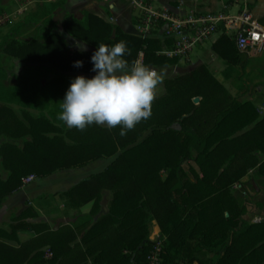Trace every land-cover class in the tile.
I'll use <instances>...</instances> for the list:
<instances>
[{"label": "trees", "instance_id": "1", "mask_svg": "<svg viewBox=\"0 0 264 264\" xmlns=\"http://www.w3.org/2000/svg\"><path fill=\"white\" fill-rule=\"evenodd\" d=\"M57 6L43 1L32 18L4 35L0 50L24 62L44 64L58 75L93 73L91 56L99 44L112 46L121 40L131 50V55L124 57L129 65L135 62L139 51L143 52L146 64L167 66L178 62L177 58L159 53L163 45L160 39L126 32L89 10H82L80 17L66 14L61 30L93 49H72L60 31L43 25L40 28L44 31L38 35L25 40L16 38L19 30L33 19L50 22ZM3 9L0 0V11ZM212 50L224 62L225 80H230L240 93L246 92L248 85L242 77L249 59L237 67L241 54L233 39L221 31ZM76 61H81L82 66L75 67ZM261 76L264 82V67ZM163 83L165 93L154 100L151 117L123 136L120 127L108 129L93 124L80 131L59 126L43 115H26L25 122L12 108L0 104V136L21 140L20 144L12 140L0 142V163L5 172L0 171V203L20 187L28 174L44 177L56 170L112 158L102 171L84 177L62 192L74 207L91 202L93 213L99 205L101 190H112L109 211L96 219L78 242L70 247L76 235L68 225L51 229L42 222L22 221L30 210L27 207L14 218L8 235L29 229L35 236L17 248L0 242V264H62V257L70 251L74 264H85L87 258L91 264H147L153 220L163 235L164 263L186 259L211 264L197 257L181 256L188 241L194 240V253L212 251L219 257L231 247L227 264H264V220L245 219L247 207L230 189L246 170L239 167L228 172L222 168L229 156L253 143L262 156L255 172L264 176V111L259 113L251 100L230 97L204 64L164 79ZM195 96L201 97L198 103L192 100ZM210 100L216 101L212 117L198 121L197 113ZM185 169L200 194V199L190 206L178 202L174 195L184 189L180 171ZM161 172L165 173L163 177ZM89 220L90 217L84 218V222ZM4 233L0 229V234ZM44 246L52 254L49 258L45 257Z\"/></svg>", "mask_w": 264, "mask_h": 264}, {"label": "crops", "instance_id": "2", "mask_svg": "<svg viewBox=\"0 0 264 264\" xmlns=\"http://www.w3.org/2000/svg\"><path fill=\"white\" fill-rule=\"evenodd\" d=\"M150 1L157 3V5L159 6H165L175 11H222V13H234L237 10L241 9L244 6V3H246L247 7L248 4H251L248 9L253 19H255L260 25L264 26V0ZM63 6L64 14H71L76 16V11H93L107 21L121 26L126 32L134 33V20L131 17L132 11L126 0H64ZM234 6H236V9L232 10ZM110 18H112L111 21ZM173 66L176 65L172 64L167 66H157V68H168ZM70 76L72 75H59L60 83H62L64 86L66 83L70 84V82L74 79V77ZM261 82L262 83H260V87L264 88L262 76ZM247 83L248 82H246L245 84ZM63 93L64 91L60 89L58 91V94L53 96V100L57 97L61 98ZM262 93L264 95V90H256L254 93L255 96L253 98L248 99L244 94V96L241 97L244 99L239 100H251L258 107V103L264 105V99L262 102L258 101V97H260ZM111 159V157L100 158L97 160H92L81 167L56 170L47 176L41 177L40 181L36 184L19 187L11 194L4 196L2 202L0 203V229H3L5 233L0 234V242L17 248L19 247L20 243L25 242L26 240H29L35 236V232L29 229H18L14 236L8 235L11 234L10 224L15 221L14 218L23 213L27 207H30V210L22 218V221L42 222L47 224L51 229H56L62 225H68L74 230V233L76 235V239L70 243V247L73 246L75 242H78L80 240L81 236L88 230L90 225L94 221H96V219L109 211V205L112 198V190L107 188L101 190V199L99 205L97 208H95V211L93 213L90 212L91 202L79 208L74 207L70 201L69 196L62 194V192L70 188L72 185H74L84 177L102 171L109 164ZM260 161L261 157L259 154V150L257 146L252 143L244 149L238 151L234 156H231L223 164V168L229 171L236 167L238 164H243L246 168H251L258 165ZM180 179L184 185V189L182 190V192H176L174 194L175 198L178 202L185 204L186 206H190L195 201L200 199V194L192 185L193 178L187 173L186 170L180 171ZM259 202L260 203L255 202L247 205V210L244 215L245 219L250 222L264 220V198ZM249 205H251L252 207ZM87 217H90V220L84 222V218ZM151 223H153L151 227H153L155 231L160 232V228L157 223L154 220ZM233 240L234 239L232 237L231 241L233 242ZM193 244L194 240H189L187 249L182 252L181 256L184 258L197 257L211 264H227L232 250L230 247L219 257H216L214 252L212 251H204L200 253L192 252ZM43 249L46 250L45 257L49 258L47 254L48 246H44ZM69 253H71V251L66 253L62 257V264L75 263V259ZM85 264H91V259L87 258Z\"/></svg>", "mask_w": 264, "mask_h": 264}, {"label": "rangeland", "instance_id": "3", "mask_svg": "<svg viewBox=\"0 0 264 264\" xmlns=\"http://www.w3.org/2000/svg\"><path fill=\"white\" fill-rule=\"evenodd\" d=\"M43 1H51L58 4V6L54 9L53 13L51 14V21L42 23L43 19L38 21H35L33 19L30 21V24L27 23V25L23 26L19 30V32L16 34V38L20 40H25L29 39L33 35H38V33H42L44 31L40 28V25H43V27L45 28L60 31L63 34L65 41L70 45L72 49H78V45H83L86 47V49H93L84 42L78 40L74 41L70 36L62 32L61 23L63 21L64 16L66 15L63 11L64 0H2L4 9L0 11V15H6L8 19L6 23L0 27V42L2 41L4 35L10 31H13L19 23H21L25 19L32 18V14L37 11L39 5ZM152 3L155 6H158L157 3ZM235 9L236 6H234L232 10ZM81 11L75 12L76 17L81 16ZM227 13L232 14L230 12H226V14ZM218 35L219 34H217L216 36L214 35L201 47L194 48L193 51L189 54V61L182 60L175 64L176 66L158 69V73L162 76V83L158 86L156 98L162 96L165 93L163 83L164 79L173 77L178 74L187 73L188 71L200 64L206 65L210 73L217 80L222 82L230 97L235 96L239 99H244L241 97H243L245 94V97L250 99L255 96L254 93L256 90H264L263 87H260V83H262L261 70L264 67V51L258 56L256 55L250 57L240 53L241 62L237 66L238 68H240V66L245 62L246 59H249V62H246L247 64L245 67V72H247V69L248 72L242 77V81L244 84L248 82V88L247 91L242 94L240 93V91L237 90V88L232 84L230 80H225L223 75V69L225 68L224 62L212 50V39L215 37L217 38ZM95 74V72L88 74L81 72H61L60 75H72L70 77L74 78L78 75H82L90 79ZM69 85V83H66L64 86L62 83H60L59 75L50 71L46 65L40 63L24 62L21 59L0 50V104H4L12 108L16 115L19 118L23 119L25 122H27L26 115H32L35 117L43 115L50 121L58 124L59 126H66V124L60 121L57 116L58 113L61 111L60 102L63 101ZM60 89L64 91L61 98L57 97L53 100V96L58 94V91ZM195 97H198L199 99L197 102H193L198 103L201 97ZM258 98V101L262 102L264 99L263 93ZM205 106L206 107L203 108L201 112L197 113L196 119L198 121L199 118H203L204 121H209L213 114L212 109L214 110L216 106V101H207ZM256 109L259 113H262L264 111V105L258 103V107ZM200 128L203 129V124L200 126ZM5 140L16 141L18 144L21 143L20 139H11L5 135H1L0 142ZM245 147L241 148L240 150L244 149ZM237 152H235L231 156H234ZM231 156H229L223 162V164ZM260 157L262 160L261 155ZM258 165L251 168H246L243 164H238L232 170L228 171L232 172L239 167H243L246 170L245 175H243L237 182L232 184L230 188L232 194L239 198L242 202H244L246 207L250 203H260L259 201L264 198V176H259L255 172L256 167ZM0 171L2 172V174H5V172L1 168V163ZM187 173L190 175L188 171ZM164 174V172H161L162 177ZM40 178L41 177H36L27 184L21 183L20 187L28 186L31 184L34 185L40 181ZM152 225L153 223L150 224V233H153L155 231L154 228L151 227Z\"/></svg>", "mask_w": 264, "mask_h": 264}, {"label": "clouds", "instance_id": "4", "mask_svg": "<svg viewBox=\"0 0 264 264\" xmlns=\"http://www.w3.org/2000/svg\"><path fill=\"white\" fill-rule=\"evenodd\" d=\"M77 47L86 51L83 45ZM126 55H131L126 41L99 44L91 56L96 74L90 79L78 75L71 81L57 118L80 131L93 124L120 127L122 136L149 119L162 76L141 62L129 65ZM74 66L81 67L82 62L76 61Z\"/></svg>", "mask_w": 264, "mask_h": 264}, {"label": "built area", "instance_id": "5", "mask_svg": "<svg viewBox=\"0 0 264 264\" xmlns=\"http://www.w3.org/2000/svg\"><path fill=\"white\" fill-rule=\"evenodd\" d=\"M126 1L134 20L133 34L160 39L163 45L159 53L167 58H177L178 62L189 61V54L194 48L202 46L221 31L233 39L240 53L248 57L264 51V26L253 19L246 3L236 12L226 14L215 11H175L165 6H155L150 0ZM7 19L6 15H0V27ZM135 62H141L158 72L157 66L144 62L142 51L138 52ZM35 178V174H28L22 178V183L27 184ZM149 241L147 264H199L196 260L186 259L164 263L161 233H150ZM47 254L49 257L52 255L50 251Z\"/></svg>", "mask_w": 264, "mask_h": 264}, {"label": "water", "instance_id": "6", "mask_svg": "<svg viewBox=\"0 0 264 264\" xmlns=\"http://www.w3.org/2000/svg\"><path fill=\"white\" fill-rule=\"evenodd\" d=\"M198 99H199L198 97H194V98H193V101H194V102H197Z\"/></svg>", "mask_w": 264, "mask_h": 264}]
</instances>
